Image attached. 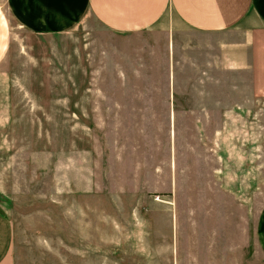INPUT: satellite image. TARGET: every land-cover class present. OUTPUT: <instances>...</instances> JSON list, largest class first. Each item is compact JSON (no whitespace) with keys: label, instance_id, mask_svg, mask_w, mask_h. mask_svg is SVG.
Instances as JSON below:
<instances>
[{"label":"rangeland","instance_id":"obj_1","mask_svg":"<svg viewBox=\"0 0 264 264\" xmlns=\"http://www.w3.org/2000/svg\"><path fill=\"white\" fill-rule=\"evenodd\" d=\"M9 31L0 210L18 264H264L262 115L139 118L130 102L147 90L115 64L139 38L87 18L50 35L10 19Z\"/></svg>","mask_w":264,"mask_h":264},{"label":"crops","instance_id":"obj_2","mask_svg":"<svg viewBox=\"0 0 264 264\" xmlns=\"http://www.w3.org/2000/svg\"><path fill=\"white\" fill-rule=\"evenodd\" d=\"M84 18L119 38L140 39L115 50V64L131 73L133 87L147 90L130 102L139 118H264V0H0V61L10 19L50 35ZM255 238L264 257V205ZM13 244L12 221L0 210V264H18Z\"/></svg>","mask_w":264,"mask_h":264}]
</instances>
